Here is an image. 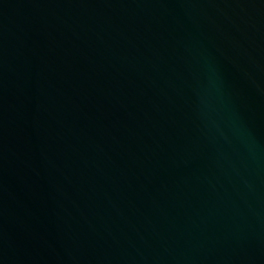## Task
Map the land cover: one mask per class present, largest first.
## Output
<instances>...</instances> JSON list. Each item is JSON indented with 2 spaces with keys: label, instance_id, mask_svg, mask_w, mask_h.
I'll list each match as a JSON object with an SVG mask.
<instances>
[{
  "label": "water",
  "instance_id": "95a60500",
  "mask_svg": "<svg viewBox=\"0 0 264 264\" xmlns=\"http://www.w3.org/2000/svg\"><path fill=\"white\" fill-rule=\"evenodd\" d=\"M0 264H264V0H0Z\"/></svg>",
  "mask_w": 264,
  "mask_h": 264
}]
</instances>
